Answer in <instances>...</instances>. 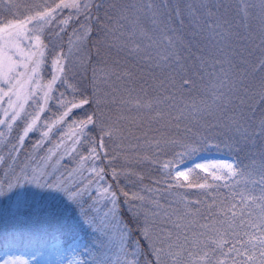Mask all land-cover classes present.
<instances>
[{"label": "snow or ice", "instance_id": "obj_1", "mask_svg": "<svg viewBox=\"0 0 264 264\" xmlns=\"http://www.w3.org/2000/svg\"><path fill=\"white\" fill-rule=\"evenodd\" d=\"M19 7L0 0V264H264V0Z\"/></svg>", "mask_w": 264, "mask_h": 264}, {"label": "rangeland", "instance_id": "obj_2", "mask_svg": "<svg viewBox=\"0 0 264 264\" xmlns=\"http://www.w3.org/2000/svg\"><path fill=\"white\" fill-rule=\"evenodd\" d=\"M15 3H17L20 7L18 9V15L20 16L21 19L24 18L25 15H27L29 13L30 8H32L33 6H43L44 4H53L56 2H59V0H14ZM141 2V0H114L113 3H139ZM167 2L176 4V3H182V2H197V0H167ZM210 2L213 3H220V2H226V3H235L238 2V0H210ZM69 12L68 9H64L63 13L61 14L60 18H63V16L67 15ZM72 21H69V24H71ZM69 31H71V29L69 28ZM44 39V37H42V40ZM65 39H67V37H65ZM49 63L48 65V72L47 75L48 77H50L51 75V67H50ZM0 114H2V110H0ZM45 118H50L53 116V114H48V111L44 114ZM41 124V126H43L44 121H40L39 122ZM0 131H4L5 135H7V130L0 128ZM68 128L67 126H65L64 128L61 129V132L67 133ZM13 135H15V133H13ZM52 142L49 145V147H53L55 146V144L59 141V139L61 138V135L59 132H57L55 130V127L53 128V133H50ZM40 138V131L37 130L33 133H31L27 138H26V145L25 147L27 148V145L31 142V144L28 146L26 151H33L32 149V145L36 142L37 139ZM66 139V138H65ZM66 143L69 145V151H71V144L70 141H67L66 139ZM61 152L64 155V159L68 161L67 164H63V166H61V171L65 173V175L67 174V171H65V169H67L68 171L72 170V167L74 166L73 164V157L75 156V153H73L71 156L68 155V153L63 151V146H61ZM6 149H4L3 147V141L0 140V156H6ZM217 156H222L224 158H231L230 156H225V155H217ZM79 158L78 156L75 157V162H78ZM259 158L257 157L255 160V166L258 168L259 167ZM6 162L4 160H0V179L3 178L4 176V169L6 167ZM203 175V173H201ZM246 179L244 177L241 178V180ZM254 179H259L258 175L254 176ZM16 255H20L22 259H30V256L27 255V251H16L15 252ZM4 255L3 251H0V257H2ZM141 259V257H140Z\"/></svg>", "mask_w": 264, "mask_h": 264}, {"label": "trees", "instance_id": "obj_3", "mask_svg": "<svg viewBox=\"0 0 264 264\" xmlns=\"http://www.w3.org/2000/svg\"><path fill=\"white\" fill-rule=\"evenodd\" d=\"M107 2L108 3H113L114 0H107ZM49 63H51L50 58H49L48 64ZM47 72H48V68H47V70L45 72V75H47ZM55 107H56V105H55V102L53 101V109H55ZM48 114H53V111L52 110H49L48 111ZM60 132H61V130H60ZM30 144H31V142L27 145V148H28V146ZM27 148H26V150H27ZM101 155H103V153H101ZM213 155H225V156L232 157V153L229 152V150H228L227 147H222L218 151L217 150H214L213 151ZM239 157H240V161H242L241 168H243L245 165L251 166L253 164V160L250 158V155L248 153H246V152L245 153H239ZM169 159H170V157H165L163 155L159 156V163H154L151 168L146 169L145 170V174L146 175H149V176L154 175L155 174V170L159 169ZM108 179L111 180V177L109 176ZM147 182H150V181H146V183ZM112 183H115V181H112ZM224 183L225 182H221V188L216 193V196H217V199L218 200H223V199L229 198L231 196V194H232V186L230 185L228 188H224L223 187V184ZM243 187H244V185L241 184L240 187L236 189V191H240L241 189H243ZM0 251H4L2 245H0ZM16 251H27V250L24 249V248H19V249L15 250V252ZM143 259H144V257L141 256V260L142 261H143Z\"/></svg>", "mask_w": 264, "mask_h": 264}]
</instances>
